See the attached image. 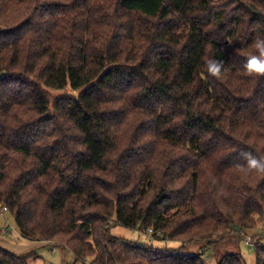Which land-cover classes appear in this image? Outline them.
I'll use <instances>...</instances> for the list:
<instances>
[{
    "label": "trees",
    "instance_id": "1",
    "mask_svg": "<svg viewBox=\"0 0 264 264\" xmlns=\"http://www.w3.org/2000/svg\"><path fill=\"white\" fill-rule=\"evenodd\" d=\"M258 38L264 0H0V206L20 235L93 264H206L185 249L263 225ZM113 216L182 246L112 238Z\"/></svg>",
    "mask_w": 264,
    "mask_h": 264
},
{
    "label": "rangeland",
    "instance_id": "2",
    "mask_svg": "<svg viewBox=\"0 0 264 264\" xmlns=\"http://www.w3.org/2000/svg\"><path fill=\"white\" fill-rule=\"evenodd\" d=\"M51 99H55L69 91H49ZM77 92H74L76 94ZM3 207L0 206V209ZM0 212V247L15 254L36 252L29 260V264H93L94 257L88 260H77L74 253L67 247L61 248L48 242H35L24 239L19 232L17 224L9 211ZM115 216L109 226V235L112 238L132 241L138 245H149L159 248H168L169 251L182 246L179 241L162 239V232H154L152 228L128 229L121 225H115ZM257 224L256 228L247 232L228 233L218 240L211 239L210 245L194 243L185 249L186 253L196 254L206 246L202 259L206 264H217L228 253H239L245 259L246 264H256L254 247L248 242L255 234L264 233V224ZM151 230V232L149 231ZM243 233L245 235H243ZM247 236V237H246ZM259 237V236H258ZM213 241V243H212ZM172 252V251H171Z\"/></svg>",
    "mask_w": 264,
    "mask_h": 264
},
{
    "label": "clouds",
    "instance_id": "3",
    "mask_svg": "<svg viewBox=\"0 0 264 264\" xmlns=\"http://www.w3.org/2000/svg\"><path fill=\"white\" fill-rule=\"evenodd\" d=\"M256 49L260 52V57H253L249 59L244 65V69L247 74L251 75L253 73L264 74V39L258 38L255 42ZM213 67L216 68L217 73H219L222 66V62H211ZM250 167L256 169L257 171H264V167H261L255 159L250 161Z\"/></svg>",
    "mask_w": 264,
    "mask_h": 264
},
{
    "label": "built area",
    "instance_id": "4",
    "mask_svg": "<svg viewBox=\"0 0 264 264\" xmlns=\"http://www.w3.org/2000/svg\"><path fill=\"white\" fill-rule=\"evenodd\" d=\"M2 209H3V212H4V211H7V209H6L5 207H3ZM1 211H2V210L0 209V212H1ZM149 231L151 232V230H149ZM243 235H245V234L243 233ZM246 237H247V236H246ZM248 242L250 243V238H248Z\"/></svg>",
    "mask_w": 264,
    "mask_h": 264
},
{
    "label": "crops",
    "instance_id": "5",
    "mask_svg": "<svg viewBox=\"0 0 264 264\" xmlns=\"http://www.w3.org/2000/svg\"><path fill=\"white\" fill-rule=\"evenodd\" d=\"M1 213H5V212L1 211ZM36 254H37V253H36Z\"/></svg>",
    "mask_w": 264,
    "mask_h": 264
}]
</instances>
